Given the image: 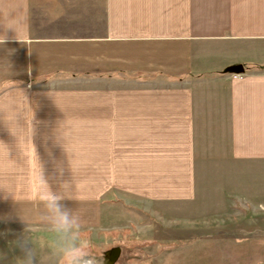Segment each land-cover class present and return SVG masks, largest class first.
Instances as JSON below:
<instances>
[{
  "label": "crops",
  "instance_id": "obj_1",
  "mask_svg": "<svg viewBox=\"0 0 264 264\" xmlns=\"http://www.w3.org/2000/svg\"><path fill=\"white\" fill-rule=\"evenodd\" d=\"M0 34V219L40 220L42 175L87 177L99 223L205 204L169 259L264 264V0H0Z\"/></svg>",
  "mask_w": 264,
  "mask_h": 264
},
{
  "label": "rangeland",
  "instance_id": "obj_2",
  "mask_svg": "<svg viewBox=\"0 0 264 264\" xmlns=\"http://www.w3.org/2000/svg\"><path fill=\"white\" fill-rule=\"evenodd\" d=\"M48 180L54 189H57L61 181L71 182L70 194L74 199H66L64 203L83 220L85 225L83 235L89 239L94 248L100 251L102 264L108 263L104 251L114 245L122 249L116 264H183L184 251L173 259H169L167 250L182 249L183 243L187 242L191 236L201 234L200 223L212 221L210 216H206L211 212L205 204L203 208L199 206L194 209L180 204L166 210L127 200L128 205L106 211L103 221L99 223L97 207L94 209L93 204L87 202V177L48 178ZM110 194L111 192L105 195L110 196ZM231 196L237 204L251 207V203L242 198ZM96 200L98 202L102 198ZM255 207L256 210L264 212V206L256 205ZM243 209L241 214L250 212ZM207 217H209L208 220ZM92 218H96V221H91ZM25 226L7 223L0 219V252L6 253V264H15V258L22 255L18 248L10 247V241L16 239ZM207 227L209 234H215L222 225L213 224ZM37 235L40 236L43 233Z\"/></svg>",
  "mask_w": 264,
  "mask_h": 264
},
{
  "label": "clouds",
  "instance_id": "obj_3",
  "mask_svg": "<svg viewBox=\"0 0 264 264\" xmlns=\"http://www.w3.org/2000/svg\"><path fill=\"white\" fill-rule=\"evenodd\" d=\"M7 37L0 34V45ZM71 182L61 181L53 189L44 176H41L39 201L44 213L35 224L25 222V228L10 247L18 248L22 255L15 258V264H102L101 253L83 235L85 228L81 217L64 201L73 200ZM0 189L10 192L4 186ZM38 233L43 235L38 236ZM0 264H6V253L0 252Z\"/></svg>",
  "mask_w": 264,
  "mask_h": 264
},
{
  "label": "water",
  "instance_id": "obj_4",
  "mask_svg": "<svg viewBox=\"0 0 264 264\" xmlns=\"http://www.w3.org/2000/svg\"><path fill=\"white\" fill-rule=\"evenodd\" d=\"M243 67L241 65H234V66H230L227 68V71H231L234 73H240L243 72ZM121 249L120 247H115L110 251L106 252V257L108 258V263L107 264H113L116 259L118 258V256L120 255Z\"/></svg>",
  "mask_w": 264,
  "mask_h": 264
},
{
  "label": "flooded vegetation",
  "instance_id": "obj_5",
  "mask_svg": "<svg viewBox=\"0 0 264 264\" xmlns=\"http://www.w3.org/2000/svg\"><path fill=\"white\" fill-rule=\"evenodd\" d=\"M115 247H120V246H116V245H114V246L108 248L107 250H105V251H104V254H106L107 251H110V250H112V249L115 248ZM120 249H121V247H120ZM121 250H122V249H121ZM120 255H121V253H120ZM120 255L118 256V258L116 259V261H115L113 264H116V263H117L118 259L120 258Z\"/></svg>",
  "mask_w": 264,
  "mask_h": 264
}]
</instances>
